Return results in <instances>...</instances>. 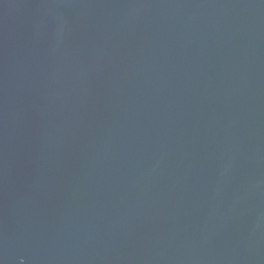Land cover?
I'll return each instance as SVG.
<instances>
[{
  "label": "water",
  "instance_id": "1",
  "mask_svg": "<svg viewBox=\"0 0 264 264\" xmlns=\"http://www.w3.org/2000/svg\"><path fill=\"white\" fill-rule=\"evenodd\" d=\"M0 264H264V0H0Z\"/></svg>",
  "mask_w": 264,
  "mask_h": 264
}]
</instances>
